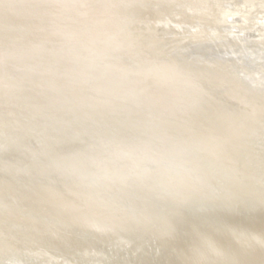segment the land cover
<instances>
[{"label":"bare ground","instance_id":"bare-ground-1","mask_svg":"<svg viewBox=\"0 0 264 264\" xmlns=\"http://www.w3.org/2000/svg\"><path fill=\"white\" fill-rule=\"evenodd\" d=\"M263 23L0 0V264H264Z\"/></svg>","mask_w":264,"mask_h":264},{"label":"rangeland","instance_id":"rangeland-1","mask_svg":"<svg viewBox=\"0 0 264 264\" xmlns=\"http://www.w3.org/2000/svg\"><path fill=\"white\" fill-rule=\"evenodd\" d=\"M238 16H239V14H238ZM238 16L236 17H233L232 18V20H233V23L234 24H238L239 22L241 23L242 22V20L240 21V18H238ZM168 17H170V16H168ZM180 19V18H179ZM189 24V26H191L192 28H194V27H196L195 29H202V28H206V29H209V27H207V26H205V25H203V24H201V23H198V22H190V23H188ZM188 26V27H189ZM241 25H237V26H232V25H230V28H232V29H230L231 31H230V34H232V36H238V33H237V30H239V28H241L240 27ZM190 27V28H191ZM260 27H264V23L263 24H261V25H256V27H250L249 28V30L248 31H246V32H244V31H241L244 35L243 36H248V37H250L249 36V34H247V32H252V31H255V30H257L258 28H260ZM254 28V29H253ZM190 34V33H189ZM237 34V35H236ZM186 35V34H185ZM241 35V34H240ZM188 36V35H187ZM227 38H230V37H228V35H225ZM232 40H234V39H232Z\"/></svg>","mask_w":264,"mask_h":264}]
</instances>
